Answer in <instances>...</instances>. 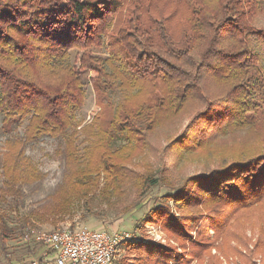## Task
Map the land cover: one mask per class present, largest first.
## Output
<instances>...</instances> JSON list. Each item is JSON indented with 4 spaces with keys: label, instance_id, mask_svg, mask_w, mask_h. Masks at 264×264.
<instances>
[{
    "label": "trees",
    "instance_id": "1",
    "mask_svg": "<svg viewBox=\"0 0 264 264\" xmlns=\"http://www.w3.org/2000/svg\"><path fill=\"white\" fill-rule=\"evenodd\" d=\"M115 24L133 31L114 33ZM82 74L98 108L84 126L77 116L86 101ZM179 114H193L188 131L197 122L213 135L249 127L262 137L264 0H0V127L4 133L25 127L23 140L4 144L0 200L40 179L24 156L26 144L60 140L67 168L53 204L34 222L56 227L74 205L97 194L108 203L127 184L137 200L131 209L138 207L160 178L136 171L134 161L149 147V135ZM202 129L191 133L203 136ZM230 158L194 177L199 201L168 195L185 210L181 218L159 210L146 221L166 215L165 231L179 242L195 229L199 240L190 252L179 256L170 246L131 239L118 264H248L254 250L264 257V153ZM23 223L11 225L0 208L1 248L19 239L38 244L24 240L35 224ZM256 227L260 241L249 250L246 232Z\"/></svg>",
    "mask_w": 264,
    "mask_h": 264
},
{
    "label": "rangeland",
    "instance_id": "2",
    "mask_svg": "<svg viewBox=\"0 0 264 264\" xmlns=\"http://www.w3.org/2000/svg\"><path fill=\"white\" fill-rule=\"evenodd\" d=\"M119 29L131 33L133 28L113 25L112 32ZM72 61L76 62L77 55L71 54ZM82 80L86 92V101L82 110L78 113L79 119L83 120V126L90 124L98 112L95 103L94 91L89 83L88 75L82 74ZM193 114H179L172 119L164 121L148 137L149 147L145 149L144 154L138 156L134 163L138 167L136 171H145V175H154L160 178V183L155 187H149L143 191L139 206L131 209L137 200L134 189L128 186L124 189V194L115 196L108 203L100 202L98 194L94 200L86 205H74L73 213L70 217L53 227L47 223L34 222V216L43 209L53 204V198L58 189L63 184L66 174L65 158L63 145L60 140H54L48 137L38 139L34 143L26 144L23 148L24 156L33 164L39 172L40 179L31 184H21L16 190L14 196H8L0 200V208L10 218L11 225H22L23 219L30 218L35 224L34 231L51 232L57 228L69 226H85L88 228L104 231H114L132 235V239L150 240L161 245L170 246L182 256L190 252L193 244L199 240L195 229H190V238L187 241L179 242L177 238L170 237L163 224L166 215L160 219H155V224L146 222L147 219L155 218L153 212L164 210L167 214L181 218L185 210L181 206L172 203L168 195L174 192L184 193L190 196L188 201H199L195 191L201 190L198 185L192 186L194 177H205L213 170L224 165L229 161L231 156L241 154L254 149H262L264 153V141L259 145L258 141L264 140V128L260 130L262 137L258 138V130L245 128L242 131L231 134L213 135V132H207L206 123L200 124L194 122L190 131L186 130ZM1 126V119H0ZM203 127L202 135L197 133L193 135L191 130L197 127ZM23 125H14L10 133H4L0 127V192L4 188V178L1 172V159L6 141L15 138L23 140ZM206 132V134H204ZM186 141V142H185ZM133 154H138V151ZM202 201V200H200ZM127 210H131L124 214ZM251 216H245L248 222ZM242 220V219H241ZM237 227L239 223H234ZM201 227V224L199 225ZM248 236V249L251 250L255 243L260 241L258 238V228L252 233L246 232ZM212 237V234L210 233ZM11 242V241H10ZM23 240H16L13 243L20 248L23 246ZM11 243V244H13ZM123 245L118 256L121 259L125 254ZM253 251L248 260V264H262L264 257ZM214 254L215 252L212 251ZM0 254L10 257L18 255L23 257L27 254L25 249L14 251L12 247L4 250L0 247ZM221 264H228L221 261ZM237 264H243L237 261Z\"/></svg>",
    "mask_w": 264,
    "mask_h": 264
},
{
    "label": "built area",
    "instance_id": "3",
    "mask_svg": "<svg viewBox=\"0 0 264 264\" xmlns=\"http://www.w3.org/2000/svg\"><path fill=\"white\" fill-rule=\"evenodd\" d=\"M132 235L85 226H69L51 232L32 230L24 237L52 251L55 264H118V254Z\"/></svg>",
    "mask_w": 264,
    "mask_h": 264
},
{
    "label": "crops",
    "instance_id": "4",
    "mask_svg": "<svg viewBox=\"0 0 264 264\" xmlns=\"http://www.w3.org/2000/svg\"><path fill=\"white\" fill-rule=\"evenodd\" d=\"M13 242L14 241L7 242L5 247L2 249L4 250L7 247H12L14 251H18L19 249H25V252L30 255L24 256L25 258L23 260V257L18 255L7 257L0 254V264H55L53 262L52 255L49 254V250L43 245L32 244L18 248L19 246ZM118 260H120L119 256Z\"/></svg>",
    "mask_w": 264,
    "mask_h": 264
}]
</instances>
